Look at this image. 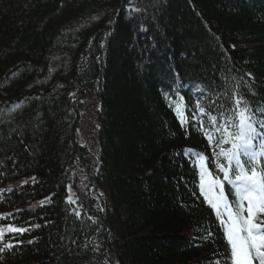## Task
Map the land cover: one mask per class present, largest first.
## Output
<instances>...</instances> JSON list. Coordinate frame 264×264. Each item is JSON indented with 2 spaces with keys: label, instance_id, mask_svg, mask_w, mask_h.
<instances>
[{
  "label": "trees",
  "instance_id": "1",
  "mask_svg": "<svg viewBox=\"0 0 264 264\" xmlns=\"http://www.w3.org/2000/svg\"><path fill=\"white\" fill-rule=\"evenodd\" d=\"M225 76L243 77L242 94L264 107V0H0V189H13L0 193V213L23 210L0 224L39 225L0 264L227 258L183 156L190 148L211 158L212 148L164 96L175 99L178 88L192 106L196 85L210 89ZM86 90L98 99L95 157L76 142L69 95ZM69 185L76 205L65 202ZM81 204L78 220L70 209Z\"/></svg>",
  "mask_w": 264,
  "mask_h": 264
},
{
  "label": "snow or ice",
  "instance_id": "2",
  "mask_svg": "<svg viewBox=\"0 0 264 264\" xmlns=\"http://www.w3.org/2000/svg\"><path fill=\"white\" fill-rule=\"evenodd\" d=\"M134 3H139V0H129V4ZM126 11L129 14L143 13L146 9L129 7ZM100 47H104V42H101ZM52 70L49 68V72ZM247 75L250 77L251 73ZM242 81L243 77L237 79L235 76H225L221 84L210 86V89L196 85L192 106L184 103L178 88L173 89L175 99L172 94L164 93L181 126L191 124L198 127L212 148L211 158L194 149L183 150V156L191 159L195 169L199 194L219 221L229 250L227 258L216 259L212 264H264V107L254 108L245 98L241 92ZM22 103L13 104L11 111L19 109ZM3 113L4 109L0 108V115ZM210 164L214 165V170L209 168ZM32 179L34 182L35 178ZM23 183L27 181L22 182L21 186ZM225 184L228 185V194ZM67 188L70 194L66 196L65 202L76 205L71 185ZM11 191L12 188L0 189V193ZM229 195L233 199L230 200ZM0 199H3L2 195ZM50 199L46 197L38 204L43 207ZM97 207L99 211H104L99 205ZM82 210L81 204L78 208L70 209V214L79 220ZM21 211L17 209L16 213H0V221L8 217L15 218ZM88 219L93 224L99 223L95 217L90 216ZM33 227L38 228L39 225L21 227L13 223L0 224V254L22 244L19 237ZM9 234L12 239L4 243L5 236ZM211 235L209 231L203 238L207 240ZM105 264H108L107 260Z\"/></svg>",
  "mask_w": 264,
  "mask_h": 264
},
{
  "label": "rangeland",
  "instance_id": "3",
  "mask_svg": "<svg viewBox=\"0 0 264 264\" xmlns=\"http://www.w3.org/2000/svg\"><path fill=\"white\" fill-rule=\"evenodd\" d=\"M82 92V93H81ZM74 101L77 108V126L75 130L76 142L79 145L86 146L91 156H96L97 150V109L98 99L94 91L73 92ZM84 176V174H83ZM83 176L79 177V181L83 182ZM89 191L95 195L94 187H90ZM70 194V193H69ZM71 194L75 200V192L71 189ZM105 259L103 264H105Z\"/></svg>",
  "mask_w": 264,
  "mask_h": 264
}]
</instances>
